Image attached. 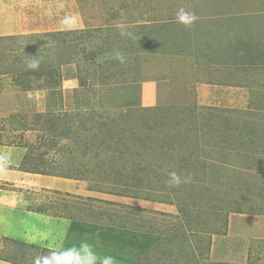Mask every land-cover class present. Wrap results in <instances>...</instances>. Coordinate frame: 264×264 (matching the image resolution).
I'll list each match as a JSON object with an SVG mask.
<instances>
[{"label": "rangeland", "instance_id": "374dc122", "mask_svg": "<svg viewBox=\"0 0 264 264\" xmlns=\"http://www.w3.org/2000/svg\"><path fill=\"white\" fill-rule=\"evenodd\" d=\"M0 4L30 25L0 39V145L124 199L32 192L29 211L156 235L133 264H264V0ZM173 171L190 182L170 186ZM0 243L13 264L51 254Z\"/></svg>", "mask_w": 264, "mask_h": 264}, {"label": "crops", "instance_id": "0c3cea01", "mask_svg": "<svg viewBox=\"0 0 264 264\" xmlns=\"http://www.w3.org/2000/svg\"><path fill=\"white\" fill-rule=\"evenodd\" d=\"M21 13V9L14 10L11 6L0 4V28L3 29L0 37L21 35L20 30L30 26L24 20L25 13ZM40 20L43 19L40 17ZM49 21L46 23H55ZM27 150L0 145V241H21L57 253L73 247L79 249L81 243L86 242L98 258L112 256L116 264H133L157 244L158 239L154 234L121 229L104 223L102 218L89 222L82 214L78 215V219L73 214L71 217L56 215L58 209L53 210L55 215L53 211H29L27 206L31 202L32 192H60L73 198L92 197L115 203L123 202L124 199L91 192L83 180L24 172L22 167ZM0 264L13 263L0 259Z\"/></svg>", "mask_w": 264, "mask_h": 264}, {"label": "clouds", "instance_id": "9594fccd", "mask_svg": "<svg viewBox=\"0 0 264 264\" xmlns=\"http://www.w3.org/2000/svg\"><path fill=\"white\" fill-rule=\"evenodd\" d=\"M198 20L195 12L188 11L185 8L181 7L176 13V21L180 24H183L185 27H190L193 23ZM65 23L68 25H73L75 23V18L66 20ZM130 34L125 33L122 29L121 35ZM117 58L121 63L124 62V57L121 54H117ZM29 70H36L39 68V61L33 60L27 64ZM169 180L167 183L172 187H179L181 183H188L191 180V177L182 178L176 172H170L168 174ZM99 259V264H116L114 257L105 256L103 258H98L95 252L93 251L91 245L84 242L81 243L80 248L75 247L70 248L62 253H51L48 256L37 257L35 264H97Z\"/></svg>", "mask_w": 264, "mask_h": 264}, {"label": "trees", "instance_id": "16d2710c", "mask_svg": "<svg viewBox=\"0 0 264 264\" xmlns=\"http://www.w3.org/2000/svg\"><path fill=\"white\" fill-rule=\"evenodd\" d=\"M19 37H22L23 38V36H19ZM7 38V37H6ZM6 38H2V37H0V39H6ZM9 38H12V36H9ZM47 64H45L48 68L49 67H52L53 66V62L52 61H50V60H48V62H46ZM28 158V155L26 156V158H25V163L23 164V167H22V169H23V171L24 172H27V173H34V174H39V175H46V176H56V177H60V176H58V175H52V174H48V173H44V172H41V171H38V170H29V168H27L28 167V163H27V159ZM27 166V167H26ZM19 244H23V245H25V246H28V247H31V248H33V247H35V246H31V245H28V244H24V243H19ZM36 248V247H35ZM44 251L45 252H47V253H53V252H51V251H49V250H46V249H44ZM55 253H57V252H55Z\"/></svg>", "mask_w": 264, "mask_h": 264}]
</instances>
